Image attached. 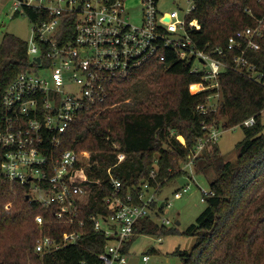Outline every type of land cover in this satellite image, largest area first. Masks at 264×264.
Listing matches in <instances>:
<instances>
[{
	"label": "trees",
	"instance_id": "16d2710c",
	"mask_svg": "<svg viewBox=\"0 0 264 264\" xmlns=\"http://www.w3.org/2000/svg\"><path fill=\"white\" fill-rule=\"evenodd\" d=\"M193 3L195 9L186 15L187 29L201 49L227 48L230 36L254 25L264 14V0ZM195 21L199 30L189 27ZM259 42L261 48L248 57L264 71V39ZM166 55L165 61L152 60L135 70L112 93L111 107L97 116L82 115L63 137L62 149H74L82 158L72 181L92 189L83 218L88 221L91 214L111 212L104 202L112 193L109 170L122 182L124 196L130 190L137 194L152 170L157 171L163 188L186 174L180 165L194 157L199 139L207 133L204 125L230 129L255 117L253 126L241 127L245 137L237 144L235 163L225 159L217 143H209L193 159L195 173L207 178L214 195L206 197V208L185 232L195 237L193 248L172 254L184 264H264V87L225 70L218 77L219 89L193 93L190 86L203 82L204 75L193 71L195 59L179 58L175 48L168 49ZM27 69L28 42L6 33L0 45V109L6 88ZM218 92L217 110L201 113L198 106ZM179 136L184 137V144ZM3 153L0 148V167ZM119 154L125 155L122 161ZM27 195L26 186L7 180L0 171V264H101L98 255L108 238L95 232L90 221L76 245L43 256L37 253L41 232L60 238L70 228L53 221L56 207L44 209ZM37 215L44 217L43 230L35 221ZM172 232L151 217L136 228V235ZM131 241L124 246V254L130 255Z\"/></svg>",
	"mask_w": 264,
	"mask_h": 264
},
{
	"label": "built area",
	"instance_id": "2783aa9c",
	"mask_svg": "<svg viewBox=\"0 0 264 264\" xmlns=\"http://www.w3.org/2000/svg\"><path fill=\"white\" fill-rule=\"evenodd\" d=\"M9 2L10 18L28 17L32 35L27 41L29 69L17 75L2 97L0 148L4 153L0 171L7 180L26 186L29 198L44 209L56 207L53 221L70 228L60 238L41 232L35 250L43 256L76 245L90 221L95 232L108 238L98 262L129 264L131 255L124 254L123 248L135 237L140 222L146 217L157 220L173 206L172 201L161 197L157 171L152 170L150 177L142 181L137 194L130 190L124 196L122 182L109 170L112 193L104 202L111 212L91 214L87 221L83 215L92 189L72 181L82 158L74 149H62L63 137L82 115L97 116L111 107L109 100L118 84L149 61H165L170 48H175L181 59L193 57V71L204 72L203 82L190 86V90L198 86L197 91L191 90L193 93L219 89L218 77L225 70L249 77L264 87V71L248 57L251 51L261 48L264 14L256 18L254 25L230 36L227 48L201 49L190 36L187 22L181 23L186 29L181 35H172L159 24L158 0H143L139 25L131 21L125 0H0V8ZM194 9L191 0L189 13ZM247 11L252 15L251 10ZM2 16L0 11V45L7 33ZM189 27L201 28L197 21ZM215 95L220 93L210 95L207 103L198 106L201 113L217 110L211 104ZM255 123V117H251L231 129ZM203 129L207 133L199 139L188 165L193 166V159L209 143L218 142L219 126L204 125ZM115 145L118 147V143ZM119 157L122 161L124 154ZM190 188L187 185L179 189L174 197L181 198ZM202 193L203 201L214 195L211 188L202 189ZM35 221L43 230V215H37ZM162 222L165 226L172 224L168 218ZM149 259V255L144 256V261Z\"/></svg>",
	"mask_w": 264,
	"mask_h": 264
},
{
	"label": "rangeland",
	"instance_id": "374dc122",
	"mask_svg": "<svg viewBox=\"0 0 264 264\" xmlns=\"http://www.w3.org/2000/svg\"><path fill=\"white\" fill-rule=\"evenodd\" d=\"M125 5L129 11L131 21L139 25L142 16L143 0H125ZM11 6L12 3L9 2L0 8L3 15L1 21H3V24L6 23L4 31L28 41L32 35V23L28 17L23 15H16L10 18ZM157 8L159 10V24L163 25L172 35L184 34L186 29L181 23H186V15L191 8V0H158ZM197 65L202 66L200 63H197ZM197 89H194L193 86L191 87L192 91H197ZM219 101L220 95H215L212 98L211 104L217 107ZM128 102L134 103L131 100ZM262 122L264 124V112ZM244 137L245 132L241 127L235 129L221 128L217 144L225 159L234 163L236 162V147ZM187 163H181V168L184 169L183 167L188 166ZM188 172V175L184 174L167 183L163 189L164 196H169L168 198L172 201L173 206L171 209H165L157 221L160 226H163L162 221L165 218L170 219L172 224L164 226L165 230H172L173 232L163 235L139 234L131 242L130 248L135 255L134 257L139 258L138 264H184L181 257L172 253L178 249L191 250L195 245V237L187 235L185 232L206 208L207 203L202 200V189L209 191L210 186L207 178L196 174L192 165L188 167ZM187 184L190 185V190L184 192L181 198H175L174 194H172L173 191L187 186ZM179 219H181V223L177 224L176 222ZM159 238H162V241ZM145 255H149L150 257V260L147 262L144 261Z\"/></svg>",
	"mask_w": 264,
	"mask_h": 264
},
{
	"label": "crops",
	"instance_id": "0c3cea01",
	"mask_svg": "<svg viewBox=\"0 0 264 264\" xmlns=\"http://www.w3.org/2000/svg\"><path fill=\"white\" fill-rule=\"evenodd\" d=\"M182 137V136H181ZM183 144L185 143V139L183 138V141L182 140H180ZM188 165V164H187ZM189 166H191V165H188V166H185V167H183L184 169V171L186 172V175H188L189 174V172H188V167ZM187 168V169H186ZM188 185V184H187ZM185 187V186H184ZM183 188V187H182ZM182 188H177V189H175L174 191H173V193L172 194H174L176 191H178L179 189H182ZM164 187L162 188V191H161V197H162V199L163 200H169V196H164ZM170 201V200H169ZM179 221H180V223H181V219H179ZM139 234H137V235H135V237L132 239V241L131 242H133V240L138 236ZM162 241V240H161ZM130 255H131V257H134L135 255L133 254V252H132V250H131V248H130ZM150 260V259H149ZM148 260V261H149ZM139 262V261H138ZM147 262V261H146ZM138 264V263H137Z\"/></svg>",
	"mask_w": 264,
	"mask_h": 264
},
{
	"label": "water",
	"instance_id": "95a60500",
	"mask_svg": "<svg viewBox=\"0 0 264 264\" xmlns=\"http://www.w3.org/2000/svg\"><path fill=\"white\" fill-rule=\"evenodd\" d=\"M37 60L38 61H40V58L38 57L37 58ZM29 195H27V199H29ZM177 224H180V221L179 220H177V222H176ZM138 261H139V258H137V257H131L130 259H129V264H137L138 263Z\"/></svg>",
	"mask_w": 264,
	"mask_h": 264
},
{
	"label": "bare ground",
	"instance_id": "6f19581e",
	"mask_svg": "<svg viewBox=\"0 0 264 264\" xmlns=\"http://www.w3.org/2000/svg\"><path fill=\"white\" fill-rule=\"evenodd\" d=\"M194 89H197L198 87L197 86H193ZM180 140L183 141V137L179 136Z\"/></svg>",
	"mask_w": 264,
	"mask_h": 264
}]
</instances>
